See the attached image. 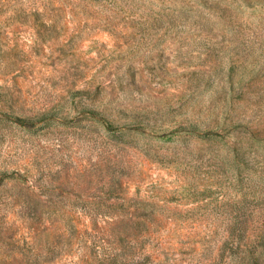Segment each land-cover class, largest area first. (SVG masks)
Masks as SVG:
<instances>
[{
    "label": "rangeland",
    "instance_id": "374dc122",
    "mask_svg": "<svg viewBox=\"0 0 264 264\" xmlns=\"http://www.w3.org/2000/svg\"><path fill=\"white\" fill-rule=\"evenodd\" d=\"M0 264H264V0H0Z\"/></svg>",
    "mask_w": 264,
    "mask_h": 264
}]
</instances>
